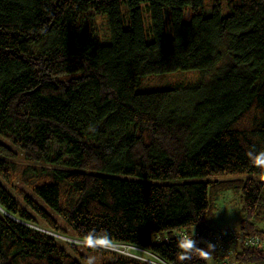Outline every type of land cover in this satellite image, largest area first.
<instances>
[{
  "label": "trees",
  "instance_id": "16d2710c",
  "mask_svg": "<svg viewBox=\"0 0 264 264\" xmlns=\"http://www.w3.org/2000/svg\"><path fill=\"white\" fill-rule=\"evenodd\" d=\"M206 2L0 0V264H83L91 246L65 247L36 218L179 264L178 236L209 230L225 191L240 192L238 232L264 243V172L246 156L264 151V0H226V13L212 0L208 14ZM187 70L197 78L138 87ZM17 177L45 206L21 190L20 204L6 187ZM194 239L210 255L185 264L222 263ZM228 249L264 264V246ZM94 250L101 264H154Z\"/></svg>",
  "mask_w": 264,
  "mask_h": 264
},
{
  "label": "rangeland",
  "instance_id": "374dc122",
  "mask_svg": "<svg viewBox=\"0 0 264 264\" xmlns=\"http://www.w3.org/2000/svg\"><path fill=\"white\" fill-rule=\"evenodd\" d=\"M206 1V0H205ZM212 0H207V2L203 6V11L205 13L211 12V7H207L210 5ZM221 4V11L222 13H226L229 11L227 7L226 0H220ZM191 8L186 7L183 12L184 20H188L191 15ZM148 22V20L146 21ZM96 25L98 29V35L102 39H106L107 37V25L106 21L102 16H96ZM198 76L197 70H187V71H174L169 73H161V74H153L149 76H144L139 81V89L141 90H152V89H160L169 85H173L178 81H185V80H194ZM6 187L12 192L17 200L20 202L21 205L28 208L26 202L22 199L19 191L21 190L23 193L30 195L34 200L38 201L41 205L45 206L40 199L35 197L29 187L23 183L20 177H17L13 180L12 183L6 184ZM241 199H240V192L237 191H225L220 194L217 198V212L215 217L213 218V222L210 225L209 231L216 232V231H223V230H235L238 232V222L240 219L239 207H240ZM29 209V208H28ZM30 210V209H29ZM59 222L61 220L55 216ZM39 222L38 224H31L32 226L45 231L55 237L58 241L62 242L63 245L66 247V243H74L77 245L82 246H91V249L80 248V252L83 254V258H80L77 254L74 253L73 250L69 251L75 256L77 255V259L82 261L83 264H101L102 261V252H97L95 248H101L105 251H113L117 253L129 252L130 254H135L142 260H151L154 259V255L150 253L148 250L145 249H135L129 248L127 245L118 244V243H109V242H101V241H87V240H80L79 238L72 236L69 232L67 235H63L56 231L51 230L49 227L46 226L39 218H36ZM81 247V246H80ZM103 255V254H102ZM151 258V259H150ZM230 259H232L230 257ZM155 260V259H154ZM152 260V261H154ZM158 262V260L156 259ZM208 264H222L220 261L214 260L210 258L208 260Z\"/></svg>",
  "mask_w": 264,
  "mask_h": 264
},
{
  "label": "built area",
  "instance_id": "2783aa9c",
  "mask_svg": "<svg viewBox=\"0 0 264 264\" xmlns=\"http://www.w3.org/2000/svg\"><path fill=\"white\" fill-rule=\"evenodd\" d=\"M195 235L202 236V239H204V242L207 243H212L215 247L221 248L225 252V258L222 260V264H235L229 257V252H228V246L231 244H236V243H242L243 245H249V246H259L263 247L264 243L262 239L258 236H242L240 233H237L235 230H223V231H196ZM184 236L183 234H180L178 238ZM113 244V243H112ZM118 244H123V243H118ZM125 246L127 245L129 248H135V249H141L136 246H132L129 244H124ZM126 256L130 257H136V258H141L135 254H130L129 252H123L120 253ZM150 261L154 264H165L163 261L158 260L157 261H152V260H147Z\"/></svg>",
  "mask_w": 264,
  "mask_h": 264
},
{
  "label": "clouds",
  "instance_id": "9594fccd",
  "mask_svg": "<svg viewBox=\"0 0 264 264\" xmlns=\"http://www.w3.org/2000/svg\"><path fill=\"white\" fill-rule=\"evenodd\" d=\"M246 156L253 167L259 169L261 172H264V151H256L253 146L246 152ZM194 236L195 230L189 236H182L178 238L177 248L179 264H185V262L191 261L197 256L202 255V258H207L210 255V251H205V248L198 246V242L194 239ZM207 249L213 250L214 245L210 242L207 243Z\"/></svg>",
  "mask_w": 264,
  "mask_h": 264
}]
</instances>
